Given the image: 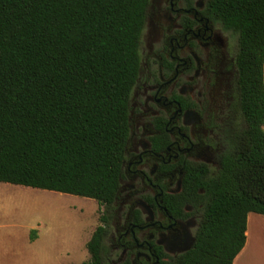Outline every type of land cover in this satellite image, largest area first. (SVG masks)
Returning a JSON list of instances; mask_svg holds the SVG:
<instances>
[{
    "label": "trees",
    "instance_id": "obj_1",
    "mask_svg": "<svg viewBox=\"0 0 264 264\" xmlns=\"http://www.w3.org/2000/svg\"><path fill=\"white\" fill-rule=\"evenodd\" d=\"M238 35L244 128L214 177L193 247L176 264H232L264 215V0H217ZM148 0H0V181L113 204ZM82 264H104L109 215Z\"/></svg>",
    "mask_w": 264,
    "mask_h": 264
},
{
    "label": "flooded vegetation",
    "instance_id": "obj_2",
    "mask_svg": "<svg viewBox=\"0 0 264 264\" xmlns=\"http://www.w3.org/2000/svg\"><path fill=\"white\" fill-rule=\"evenodd\" d=\"M216 2L148 0L104 264H176L196 241L203 181L245 126L238 35Z\"/></svg>",
    "mask_w": 264,
    "mask_h": 264
},
{
    "label": "rangeland",
    "instance_id": "obj_3",
    "mask_svg": "<svg viewBox=\"0 0 264 264\" xmlns=\"http://www.w3.org/2000/svg\"><path fill=\"white\" fill-rule=\"evenodd\" d=\"M8 184L0 186L2 221L29 225L30 232L41 235L47 252L64 257H61L62 263L82 264L88 260L86 242L100 223L99 217L106 212L111 215L113 205L106 208L92 198ZM111 221L109 218L108 234L114 228ZM108 244L106 240L105 246Z\"/></svg>",
    "mask_w": 264,
    "mask_h": 264
},
{
    "label": "crops",
    "instance_id": "obj_4",
    "mask_svg": "<svg viewBox=\"0 0 264 264\" xmlns=\"http://www.w3.org/2000/svg\"><path fill=\"white\" fill-rule=\"evenodd\" d=\"M4 185L9 184L0 181V186ZM245 235V243L232 264H264V215L247 214ZM41 239V235L30 232L27 224L0 219V264H65L62 256L47 252Z\"/></svg>",
    "mask_w": 264,
    "mask_h": 264
}]
</instances>
